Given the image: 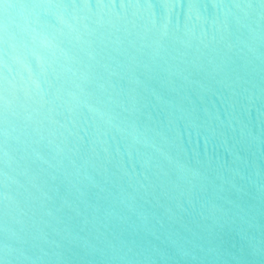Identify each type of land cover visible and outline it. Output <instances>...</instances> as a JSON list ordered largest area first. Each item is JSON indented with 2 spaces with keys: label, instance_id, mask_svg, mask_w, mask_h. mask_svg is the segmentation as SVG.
<instances>
[{
  "label": "water",
  "instance_id": "95a60500",
  "mask_svg": "<svg viewBox=\"0 0 264 264\" xmlns=\"http://www.w3.org/2000/svg\"><path fill=\"white\" fill-rule=\"evenodd\" d=\"M0 264H264V0H0Z\"/></svg>",
  "mask_w": 264,
  "mask_h": 264
}]
</instances>
